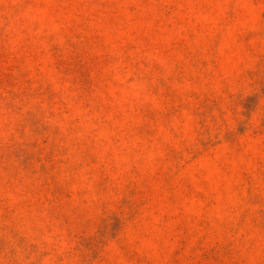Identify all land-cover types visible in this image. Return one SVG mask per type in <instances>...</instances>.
Segmentation results:
<instances>
[{
	"label": "rangeland",
	"instance_id": "rangeland-1",
	"mask_svg": "<svg viewBox=\"0 0 264 264\" xmlns=\"http://www.w3.org/2000/svg\"><path fill=\"white\" fill-rule=\"evenodd\" d=\"M0 264H264V0H0Z\"/></svg>",
	"mask_w": 264,
	"mask_h": 264
}]
</instances>
